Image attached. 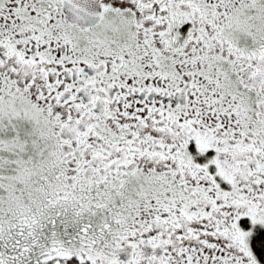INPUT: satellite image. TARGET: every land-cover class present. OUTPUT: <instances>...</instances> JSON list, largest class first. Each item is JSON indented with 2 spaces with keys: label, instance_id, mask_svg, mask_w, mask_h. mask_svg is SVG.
Listing matches in <instances>:
<instances>
[{
  "label": "snow or ice",
  "instance_id": "snow-or-ice-1",
  "mask_svg": "<svg viewBox=\"0 0 264 264\" xmlns=\"http://www.w3.org/2000/svg\"><path fill=\"white\" fill-rule=\"evenodd\" d=\"M0 264H264V0H0Z\"/></svg>",
  "mask_w": 264,
  "mask_h": 264
}]
</instances>
